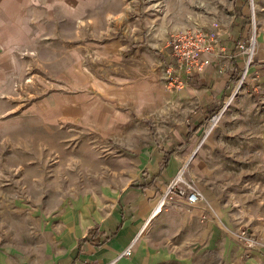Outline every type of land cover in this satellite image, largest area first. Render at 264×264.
<instances>
[{"label":"crops","instance_id":"0c3cea01","mask_svg":"<svg viewBox=\"0 0 264 264\" xmlns=\"http://www.w3.org/2000/svg\"><path fill=\"white\" fill-rule=\"evenodd\" d=\"M99 2L0 0V89L10 85L16 56L30 49L47 53L51 64L63 57L62 48H76L75 63L77 47L95 49L79 38L86 33L96 41ZM236 2L238 11L228 18L195 21L217 24L222 49L206 54L205 67L174 89L162 82L166 40L194 22L190 13L169 0H106V44L97 48L106 75L89 63L96 55L59 68L77 94L63 95L61 74L52 81L56 88L39 98L35 115L41 124L69 125L75 135L106 137L112 154L92 175L72 176L70 191L54 188L48 199L55 207L41 205L54 220L28 237L39 243L2 264H108L132 241L131 255L113 264H264V46L228 109L205 132L245 65L237 41L245 37L248 18L244 2ZM178 172L203 198L189 205L175 197L150 217ZM91 181L92 188L84 187ZM239 229L245 241L236 237Z\"/></svg>","mask_w":264,"mask_h":264},{"label":"rangeland","instance_id":"374dc122","mask_svg":"<svg viewBox=\"0 0 264 264\" xmlns=\"http://www.w3.org/2000/svg\"><path fill=\"white\" fill-rule=\"evenodd\" d=\"M144 1L156 2L159 0ZM169 1L173 3L175 10L190 13L194 22L187 25L186 28L211 26L210 23L207 24L208 22L197 24L195 21L199 18H212L216 14L228 18L232 13L235 14L238 11L236 0ZM241 1L246 7L243 9L244 16L248 18L245 37L253 32L254 49L252 54L254 55L257 48L264 46V0ZM95 15L98 21L95 24L94 40L96 41L93 42L90 35L86 33L79 38L80 44L82 42L86 45V42L90 43L91 41L92 44L94 43L95 49L86 46L77 47L79 59L75 63L76 48L72 50L70 47L62 48L59 53L63 57L59 56L56 64L49 62L53 59L47 53L38 54V47L30 49L22 56H16V71L10 77V85L8 89H0V264L10 255L18 256L20 251L24 250L25 245L28 249L29 244L39 243L38 239L33 240L28 237L37 235L38 232H33L35 226L54 220L53 217L44 215L45 210L41 208L44 203L45 206L52 204L54 206L55 200L48 199V194L51 191H56L54 188L70 191L72 176L77 175L78 172L79 175L87 176L90 173L92 175L94 168L99 163L106 161V155L112 154L106 151V137H94L84 132L75 135L72 134L69 125L63 124L58 128L56 125L41 124L35 115L40 107L39 98L45 92L56 88L52 81L61 74L64 76L60 87L63 95L77 94L75 93L76 89H72L73 85L66 81V78L71 81V77L67 72L56 71L59 68L74 67L81 64L82 61L86 63L87 56L96 55L95 60L91 58L89 63L97 65L98 76L106 75V72L104 73V57L97 49L106 44V38H102L103 28L106 30V17L104 18V15L106 16V0H101L96 5ZM92 44L90 45L92 46ZM166 45L168 47L167 40ZM18 61L21 66L24 62L23 68L18 67ZM42 64H47L48 68L42 69ZM246 76L247 72L243 76L238 92L243 86ZM31 170H34V173L30 174ZM93 182L86 183L84 187L92 188ZM86 188H82L80 191ZM237 234L236 237L240 240L247 239L243 229H239ZM253 244L258 246L259 242L256 243L255 240Z\"/></svg>","mask_w":264,"mask_h":264},{"label":"built area","instance_id":"2783aa9c","mask_svg":"<svg viewBox=\"0 0 264 264\" xmlns=\"http://www.w3.org/2000/svg\"><path fill=\"white\" fill-rule=\"evenodd\" d=\"M254 21L253 14L251 16ZM169 47V59L163 66L162 82L170 88H181L188 78L201 71L209 62L205 57L208 53H215L222 49L220 44V34L217 31V24L211 26L187 27L169 33L167 37ZM238 51L245 56V65L242 75L239 79V86L242 83L243 76L252 60L254 49L253 32L248 36L237 41ZM235 89V88H234ZM232 89L224 98L220 108L206 120L205 132L208 133L212 127L219 121L221 115L228 109L237 90ZM175 197H183L185 202L192 205L203 198L202 192L186 181L181 172H178L170 180L161 195L154 204L150 217L161 213ZM133 241L125 247L116 257L129 256ZM115 259V260H116ZM108 264H113L114 261Z\"/></svg>","mask_w":264,"mask_h":264},{"label":"trees","instance_id":"16d2710c","mask_svg":"<svg viewBox=\"0 0 264 264\" xmlns=\"http://www.w3.org/2000/svg\"><path fill=\"white\" fill-rule=\"evenodd\" d=\"M234 80H235V81H238V80H239V76H238V77H235ZM214 112H215V111H213V113H214Z\"/></svg>","mask_w":264,"mask_h":264},{"label":"bare ground","instance_id":"6f19581e","mask_svg":"<svg viewBox=\"0 0 264 264\" xmlns=\"http://www.w3.org/2000/svg\"><path fill=\"white\" fill-rule=\"evenodd\" d=\"M253 5H254V4H253ZM239 87H240V85H239V86H236L234 90H235V91H236V90H238V89H239Z\"/></svg>","mask_w":264,"mask_h":264}]
</instances>
